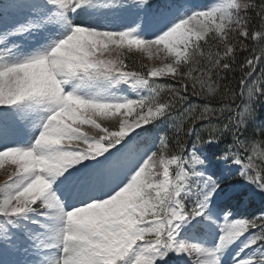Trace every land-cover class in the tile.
Wrapping results in <instances>:
<instances>
[{
    "label": "snow or ice",
    "instance_id": "1",
    "mask_svg": "<svg viewBox=\"0 0 264 264\" xmlns=\"http://www.w3.org/2000/svg\"><path fill=\"white\" fill-rule=\"evenodd\" d=\"M126 4L0 3V164L13 166L0 190V235L10 241L12 226L33 249L55 251L41 264H222L225 253L231 264H264V211L234 210L256 190L264 195V167L253 175L252 157L243 163L244 154L256 152L240 138L254 116L251 104L183 107L189 88L201 95L207 86L206 95H215L213 73L228 71L225 61L237 47L247 50L245 41H255L253 54L260 55L245 59L242 70L264 61V0L255 17L248 13L257 5L248 0H222L191 14L160 0L146 4L136 27L108 15ZM209 35L222 52L205 51ZM21 37L32 39L13 42ZM112 45L155 49L170 62L126 70L123 60L106 56ZM201 59L207 63L199 76L184 71ZM253 75L246 71L239 81L249 102L257 91L248 87ZM167 77L175 83L158 82ZM122 84L136 98L122 94ZM259 91L264 95V86ZM193 117L202 126L184 132L195 137L189 147L182 121ZM163 119L181 122L169 125L177 136L171 151L156 128ZM227 133L232 141L221 146Z\"/></svg>",
    "mask_w": 264,
    "mask_h": 264
},
{
    "label": "trees",
    "instance_id": "2",
    "mask_svg": "<svg viewBox=\"0 0 264 264\" xmlns=\"http://www.w3.org/2000/svg\"><path fill=\"white\" fill-rule=\"evenodd\" d=\"M152 1V0H150ZM155 3H160V0H153ZM249 3H254L257 5L255 9H251L248 13L250 17H255L256 12L259 10V5L261 3V0H248ZM255 23V20L253 21ZM230 36H234V33H230ZM209 44L204 45L205 51H211L215 53L216 51H223L222 49H217L215 47L214 42L211 41V35L208 37ZM203 44L204 42L201 41ZM245 43L248 44V49L243 50L237 47L236 53L234 56H230L225 63H230L231 67L228 71L218 70L217 72L213 73L212 78V85L215 88V95H206L207 94V86H205L204 91L201 95H193L191 88H189V92L187 93V101L183 105V107L189 108L192 105L199 106L200 108L203 107L205 103H208L211 107L219 108L222 103L230 105L232 108H236L238 105L241 106V109L243 108L244 103H250L251 107L253 109L254 116L251 118H248L247 121V129L244 131V133L241 135V139L245 140L249 144H253L256 148V152L249 151L247 154L243 155V163H248L249 156L252 157V163L254 165V170L252 172L253 175H255V172L258 171L261 167H264V157H262L259 153L264 152V136L260 135V129L261 127H264V95L260 94V89H262V86H264V61H258L253 69L244 68L242 70L241 65L244 64L245 59H253L256 60L260 53L257 50L255 54H253V47H257L255 41H245ZM121 51L117 52L116 55L113 53H106V56L109 58H115L123 60L124 64L128 66L126 70H139L142 65H147L146 62L137 56V49H131L127 46L120 47ZM200 59L199 57H197ZM206 60L201 59V63L199 65L192 64L188 67L184 68V71H188V68L193 69V75L199 76L200 73L197 71L199 67H202L206 64ZM254 72V75L252 76L251 80L249 81L248 87H255L257 89L256 92L253 93L252 99L249 102L248 96H247V89L244 90V95L241 96V89L239 86L240 79L244 76L245 72ZM159 83H170L174 84L175 81L171 77H167L165 79H162L158 81ZM178 86V85H177ZM226 90L229 93V96L227 99H224ZM197 91H199V87L197 88ZM235 92L236 98L232 99L230 93ZM164 95H167V93H164ZM174 115L178 114L175 110L173 112ZM199 115V108L195 112L194 116ZM228 113H225V116H227ZM226 120H217L213 119L212 123L223 125L226 123ZM177 124L179 126L181 124L180 121H171L168 119H163L160 121L158 125H156V128L159 130V135H166L168 139L171 141L170 144V151L175 149V141L177 139L176 136V128L170 127V124ZM195 123V126L197 129H199L202 125L200 121H195L194 117L192 120H183L182 121V127L183 132H181V139L188 142L189 147L191 146V141L195 138L193 136H186L184 135V132L187 131L189 127H191ZM103 126V125H102ZM205 139H207V133L202 134ZM223 144L221 146H226L227 144H230L232 141V137L230 133L225 134L222 138ZM159 141L157 140V144ZM235 151V149H233ZM231 179H240L237 177H232ZM244 183H248V181H243ZM251 187V186H249ZM252 188L255 189V185H252ZM237 212L243 213L244 215H259L260 211H264V195L259 194V190H256V194L249 196L245 203L242 206L237 207L234 209ZM257 223H261V221L257 220Z\"/></svg>",
    "mask_w": 264,
    "mask_h": 264
},
{
    "label": "rangeland",
    "instance_id": "3",
    "mask_svg": "<svg viewBox=\"0 0 264 264\" xmlns=\"http://www.w3.org/2000/svg\"><path fill=\"white\" fill-rule=\"evenodd\" d=\"M4 0H0L3 3ZM222 2V0H175L172 2L175 5H179V11L181 14L187 12L191 14L192 11H207L208 8L214 6L217 3ZM127 3L123 9H116L114 11L108 12L109 16L115 15L122 19L128 27H136V24L140 22L139 18L144 15L140 6H128ZM15 15V14H14ZM122 30V29H115ZM32 37H21L13 42L18 45H23L27 41H30ZM132 49H137V56L143 59L147 66L159 67L164 63L170 62L163 52H158L153 49L151 54L145 52L142 49L133 47ZM110 53L116 55L117 52L121 51L120 47L110 46ZM112 59H115L114 57ZM122 94L129 95L130 98H136L135 93L132 91L131 86L128 84H122L121 86ZM83 132L87 131L90 135H95L96 130L90 126H85L82 129ZM13 166L9 161L5 160L3 164H0V190L7 180L8 176L11 174ZM55 185L53 184V188ZM31 215V214H30ZM0 223H4L3 218L0 217ZM11 240H5L2 235H0V264H4L8 261L9 264H41L46 255L54 257L56 255L55 251L50 253L39 252L32 248L31 243L25 239L22 230H18L15 227L8 226ZM22 227V226H21ZM222 264H231L230 255L225 253L222 258Z\"/></svg>",
    "mask_w": 264,
    "mask_h": 264
}]
</instances>
